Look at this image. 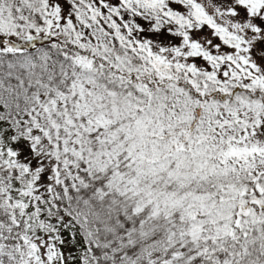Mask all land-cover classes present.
Masks as SVG:
<instances>
[{"label":"snow or ice","instance_id":"1","mask_svg":"<svg viewBox=\"0 0 264 264\" xmlns=\"http://www.w3.org/2000/svg\"><path fill=\"white\" fill-rule=\"evenodd\" d=\"M0 264H264V0H0Z\"/></svg>","mask_w":264,"mask_h":264}]
</instances>
